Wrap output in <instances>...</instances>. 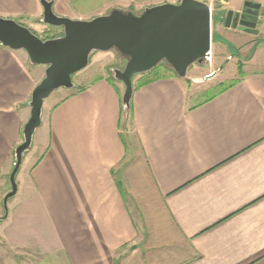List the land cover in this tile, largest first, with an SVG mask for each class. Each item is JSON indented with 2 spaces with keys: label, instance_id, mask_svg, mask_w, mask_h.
<instances>
[{
  "label": "crops",
  "instance_id": "0c3cea01",
  "mask_svg": "<svg viewBox=\"0 0 264 264\" xmlns=\"http://www.w3.org/2000/svg\"><path fill=\"white\" fill-rule=\"evenodd\" d=\"M63 1L88 20L110 4L139 15L180 0ZM246 1L260 5L264 31V0H228ZM40 16L39 0H0V18L30 29ZM256 61L209 101L195 100L201 71L133 88L128 121L123 87L105 74L42 108L0 220V264H264V59ZM44 70L0 46V219Z\"/></svg>",
  "mask_w": 264,
  "mask_h": 264
},
{
  "label": "water",
  "instance_id": "95a60500",
  "mask_svg": "<svg viewBox=\"0 0 264 264\" xmlns=\"http://www.w3.org/2000/svg\"><path fill=\"white\" fill-rule=\"evenodd\" d=\"M39 4L40 22L60 28V36L42 40L14 20L0 18V46L12 51L23 50L31 65L45 67L44 77L31 93L30 114L22 128V141L13 151L10 191L3 198L4 215L0 220L6 218L7 202L16 194L15 178L40 127L44 101L59 89H73L72 75L87 67L93 53L116 51L125 59L123 69H113L112 74L123 87L121 108L127 115L135 77L165 64L176 78L189 79L188 70L206 62L211 47L210 7L198 0L147 7L139 15L112 9L89 20L56 15L53 0H39ZM243 6L241 16L232 11L227 13L224 26L235 28L239 18L246 32L257 34L260 5L246 1Z\"/></svg>",
  "mask_w": 264,
  "mask_h": 264
},
{
  "label": "rangeland",
  "instance_id": "374dc122",
  "mask_svg": "<svg viewBox=\"0 0 264 264\" xmlns=\"http://www.w3.org/2000/svg\"><path fill=\"white\" fill-rule=\"evenodd\" d=\"M53 1H58L57 5H54L53 7V11L56 15L66 17L71 20H77L74 19L76 14L71 13L69 9H66L65 1ZM204 3L208 4L211 11V47L209 56L210 59L204 62L202 65H194L188 70V75L190 77L194 76L196 71H201L200 73L203 74L205 73V75H203L204 77H202L203 83L194 86V89L196 91H199L197 93L198 97L195 99L198 101L204 100L208 94L217 90L219 84L229 85L232 82L239 81L240 78L242 79L245 75L244 73L246 70L250 69L253 64L258 63L256 59H264V54L262 51L264 50L263 30L261 32L257 31L259 32L257 34L248 33L246 32L245 27L239 24V21L237 22L235 28H225L224 26L223 17H226L229 11L234 12V14H239L242 7L244 8V3L242 5H233L229 3L228 0H209ZM112 9H119L124 12H132L133 14H135V11H133V7H126L124 5L118 4H110L101 11L100 15H98V13H95L91 15V18L106 15ZM61 11H64V13ZM241 15L242 12L240 16ZM40 20L41 16L32 20V23H30L29 27V30L38 38L46 40L61 35L62 30L60 28H53L41 24ZM14 21L19 24V21L17 19H15ZM255 29L257 30V27H255ZM124 62L125 59L121 57L116 51H109L106 53H93L90 56L87 67L82 71H79L72 75V82L75 84V86H77V84L79 85L81 83H87L88 81H91L97 76L103 74L107 75L110 78H113L112 70H122ZM209 75L211 76L208 77ZM137 79L138 78L136 77L134 78L133 84H136ZM67 91L68 90L59 89L53 92L44 101L43 109L44 107H47L52 103L58 102L61 98H63L64 93H69ZM123 116L124 120L128 121L125 118L126 115L123 114ZM131 209L132 214L135 218V216H137V212L134 210L133 207H131ZM3 257L0 247V262L3 260ZM8 257L14 258L17 257V255L11 254L8 255Z\"/></svg>",
  "mask_w": 264,
  "mask_h": 264
},
{
  "label": "trees",
  "instance_id": "16d2710c",
  "mask_svg": "<svg viewBox=\"0 0 264 264\" xmlns=\"http://www.w3.org/2000/svg\"><path fill=\"white\" fill-rule=\"evenodd\" d=\"M58 37V36H57ZM138 79L136 80V84H133V88L134 90L148 85L152 82H155L157 80H161V79H167V78H171V77H175L173 71L167 67L165 64H159L155 69H153L151 72L137 76ZM241 79V78H240ZM112 81L113 78H111ZM237 82H232L229 85H224V84H219L217 90H215L214 92L208 94L205 98L204 101H209L211 99H213L216 95L226 91L227 89L231 88L232 86H234ZM82 89H79V91H81ZM131 103H130V107H129V111L126 115V120H129L131 117Z\"/></svg>",
  "mask_w": 264,
  "mask_h": 264
},
{
  "label": "flooded vegetation",
  "instance_id": "af4514ba",
  "mask_svg": "<svg viewBox=\"0 0 264 264\" xmlns=\"http://www.w3.org/2000/svg\"><path fill=\"white\" fill-rule=\"evenodd\" d=\"M243 7H242V9H241V11L239 12V16H240V14H241V12L243 11ZM223 20H225V17H223ZM240 19L238 18V20L237 21H239Z\"/></svg>",
  "mask_w": 264,
  "mask_h": 264
},
{
  "label": "built area",
  "instance_id": "2783aa9c",
  "mask_svg": "<svg viewBox=\"0 0 264 264\" xmlns=\"http://www.w3.org/2000/svg\"><path fill=\"white\" fill-rule=\"evenodd\" d=\"M209 56H210V52H209ZM209 56L207 57V61L210 59ZM211 75H209L208 77H210Z\"/></svg>",
  "mask_w": 264,
  "mask_h": 264
}]
</instances>
